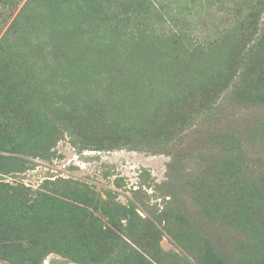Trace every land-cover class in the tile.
Here are the masks:
<instances>
[{"label":"trees","instance_id":"obj_1","mask_svg":"<svg viewBox=\"0 0 264 264\" xmlns=\"http://www.w3.org/2000/svg\"><path fill=\"white\" fill-rule=\"evenodd\" d=\"M16 3L0 0V34L13 17L0 37V175L27 169L28 156L51 157L50 149L62 135L67 101L78 94L80 81H92L94 73L108 98L114 96L124 106L132 98L136 133L151 141L181 132L192 110L212 104L232 86L241 102L264 104V29L259 26L264 0H244L247 6L238 10L236 29L214 43L199 42L185 28H140L145 34L120 43L130 60L126 64H136L143 72L151 68L148 87L139 92L137 86L116 82L123 65L116 54L110 57L111 46L124 42V29L138 25L149 9L158 12L153 0H29L15 13ZM117 10L119 22L125 21L122 26L111 22ZM87 18L90 23L83 26ZM96 18L102 21L94 27ZM43 32V41L40 36L33 40ZM37 52L44 58L30 56ZM109 60L115 68L103 75L100 66ZM96 62L100 66L93 73ZM173 64L183 71L172 76ZM93 92L85 95L93 97ZM229 140L215 166L223 191L215 190L209 202L219 200L222 206L213 204L215 210L238 217L249 200L264 201V172L245 191L243 179H236L239 143ZM257 215L264 219V208ZM164 219L165 214L155 221L143 218L133 203L118 202L110 193L103 199L88 184L71 178L45 180L34 189L0 177V262L42 264L56 252L79 264H166L155 223ZM199 260L231 264L211 247Z\"/></svg>","mask_w":264,"mask_h":264},{"label":"rangeland","instance_id":"obj_2","mask_svg":"<svg viewBox=\"0 0 264 264\" xmlns=\"http://www.w3.org/2000/svg\"><path fill=\"white\" fill-rule=\"evenodd\" d=\"M28 1L17 0L15 13ZM153 1L158 12L149 9L145 19H136L140 21L138 25L124 29L122 33L128 35L123 38L124 42H112L111 46L113 54L110 57L116 54L115 58L123 65L121 78L116 82H124L130 88L137 86L136 92L148 87L151 68L143 72L136 64H126L130 60L126 61V48L120 43L139 38L151 29L170 28H185L199 42L214 43L236 29L238 10L241 7L244 11L247 6L244 0ZM121 18L120 11H112L111 22L122 26L125 21L119 22ZM100 21L96 18L94 27ZM89 23L87 18L86 24L83 22L82 25ZM259 26L264 29V12ZM140 28H145V32ZM37 36L40 41L46 38L43 32L34 34L33 40ZM109 38L105 40L108 42ZM33 55L44 58L43 52L30 56ZM109 62L106 67L96 62L90 71L100 66L103 75L113 72L115 67L112 61ZM171 70L172 76L183 71L176 64ZM94 75L92 81L90 78L80 81L78 94L67 101L62 135L51 147V157L28 156L27 169L0 175L1 180L10 184L24 183L36 189L45 180L71 178L88 184L103 199H107L110 193L118 202L133 203L143 218L155 221L157 216L165 214L167 220L155 223L161 230L159 246L166 264H200L199 258L209 247L231 264H264V219L257 215L264 208V201L249 200L244 210L254 214L243 216L245 212L238 217L215 210L213 204L217 203L218 208L222 206L219 200L209 202V196L215 190L223 191L222 181L216 179L215 166L218 159L223 160V148L230 138L239 143L236 179H243L241 184L245 191L263 174L264 104L241 102L232 86L212 104L192 110L190 120L181 132L169 139L151 141L136 133L132 98L125 106L114 96L108 98L96 84L99 81H94ZM166 81L169 85L170 80ZM90 90L95 91L93 97L85 95ZM68 92L72 93V90L68 89ZM221 166L218 167L219 173ZM42 264L79 263L53 252L44 258Z\"/></svg>","mask_w":264,"mask_h":264}]
</instances>
